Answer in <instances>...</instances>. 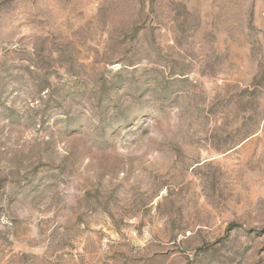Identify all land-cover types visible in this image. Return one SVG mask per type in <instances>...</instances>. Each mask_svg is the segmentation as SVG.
I'll return each instance as SVG.
<instances>
[{
  "label": "rangeland",
  "instance_id": "rangeland-1",
  "mask_svg": "<svg viewBox=\"0 0 264 264\" xmlns=\"http://www.w3.org/2000/svg\"><path fill=\"white\" fill-rule=\"evenodd\" d=\"M0 264H264V0H0Z\"/></svg>",
  "mask_w": 264,
  "mask_h": 264
}]
</instances>
